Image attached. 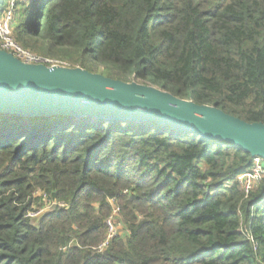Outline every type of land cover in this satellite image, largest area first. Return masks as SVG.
<instances>
[{
    "label": "trees",
    "instance_id": "obj_1",
    "mask_svg": "<svg viewBox=\"0 0 264 264\" xmlns=\"http://www.w3.org/2000/svg\"><path fill=\"white\" fill-rule=\"evenodd\" d=\"M12 33L60 65L264 124V0H18ZM255 166L155 124L0 114V264H264V179L249 196L238 183ZM39 192L66 208L31 220ZM115 212L128 236L96 253Z\"/></svg>",
    "mask_w": 264,
    "mask_h": 264
},
{
    "label": "water",
    "instance_id": "obj_2",
    "mask_svg": "<svg viewBox=\"0 0 264 264\" xmlns=\"http://www.w3.org/2000/svg\"><path fill=\"white\" fill-rule=\"evenodd\" d=\"M4 0H0V7ZM0 114L53 116L109 123L155 124L234 145L264 160V124L248 123L215 106L198 105L159 88L112 80L82 68L19 60L0 49Z\"/></svg>",
    "mask_w": 264,
    "mask_h": 264
},
{
    "label": "built area",
    "instance_id": "obj_3",
    "mask_svg": "<svg viewBox=\"0 0 264 264\" xmlns=\"http://www.w3.org/2000/svg\"><path fill=\"white\" fill-rule=\"evenodd\" d=\"M18 0H10L7 4L5 10L1 12L0 15V49L12 53L15 57L19 60L32 63V64H45L47 66H54L60 65L54 60L44 59L40 56L32 53L24 49L20 44L17 43L15 40L13 33H12V22L14 18V11L16 7V2ZM64 66V65H62ZM264 163L263 159L256 158L255 159V168L252 171L248 172L247 174L241 176L238 180L240 188L249 196V194L254 191L264 179V168L262 164ZM38 196L42 197L44 200L45 205L36 212H31L28 215V218L31 220H35L40 218L44 213L50 211H59L66 208V204L52 202L47 195L42 194L39 192ZM117 216V212H115L114 216H112L108 221V235L106 240L97 248H94L93 251L99 254H103L104 251L108 248L111 240L114 237H121V222L119 224L116 222L115 217ZM126 230V229H125ZM127 232V231H126Z\"/></svg>",
    "mask_w": 264,
    "mask_h": 264
},
{
    "label": "rangeland",
    "instance_id": "obj_4",
    "mask_svg": "<svg viewBox=\"0 0 264 264\" xmlns=\"http://www.w3.org/2000/svg\"><path fill=\"white\" fill-rule=\"evenodd\" d=\"M37 53H39V54H41V55H44L42 52H37ZM262 167L264 168V163L262 164ZM115 220H116V222H117L118 224H119V222L122 223V221H121L118 217H115ZM121 226H122V227H120V230H121V232H120V233H121V237L125 238V237L128 236V233L126 232L123 223L121 224Z\"/></svg>",
    "mask_w": 264,
    "mask_h": 264
}]
</instances>
